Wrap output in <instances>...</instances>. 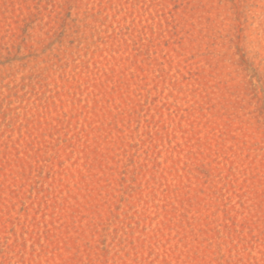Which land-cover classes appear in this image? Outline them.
I'll return each instance as SVG.
<instances>
[{"label": "rangeland", "instance_id": "obj_1", "mask_svg": "<svg viewBox=\"0 0 264 264\" xmlns=\"http://www.w3.org/2000/svg\"><path fill=\"white\" fill-rule=\"evenodd\" d=\"M0 264H264V0H0Z\"/></svg>", "mask_w": 264, "mask_h": 264}]
</instances>
